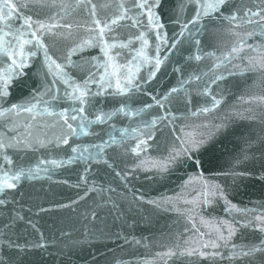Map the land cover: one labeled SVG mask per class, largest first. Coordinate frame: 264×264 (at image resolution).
<instances>
[{"label": "water", "instance_id": "95a60500", "mask_svg": "<svg viewBox=\"0 0 264 264\" xmlns=\"http://www.w3.org/2000/svg\"><path fill=\"white\" fill-rule=\"evenodd\" d=\"M147 2L152 4L154 0ZM181 2L160 0V6L154 9L165 26L159 31L169 41L180 31V25L173 23L177 15L183 20L195 13V4L190 0H183V8L179 7ZM204 2L211 4L214 0H201ZM39 3L40 0H0V13L6 17L5 21H0L3 30L0 35L5 44L18 52L14 36L6 33L21 29L23 17L31 16L33 21L39 19L57 25L71 24V38L46 34L42 39L48 45L49 55L58 63H64L65 71L77 82L82 81L90 69L81 62V55L89 60L96 57V61L90 60L93 64L104 61L97 45L72 57L80 62L79 68L66 63L67 49L73 40L79 43L80 39L87 38L90 28L98 31L92 23L90 5L84 7L88 0H79V4L78 0H47L50 7H40ZM91 3L97 4V18L104 22L112 18L121 3L131 7L132 0H91ZM64 4L72 7L62 10ZM230 5L231 11L239 9L238 14L243 17L247 9L264 8V0H230ZM140 12L143 14L136 10L129 13L136 14L139 25L132 27V21L125 20L112 31L106 29L104 39L118 44L130 41L128 47L112 49L111 55L114 64L119 66L115 71L120 74L121 83L125 82L123 77L131 68L141 90L133 89L131 95H114L113 87L109 90L113 95L98 98V101L104 100L102 107L106 113L122 104L132 109H141L144 104L152 107L146 110L147 115L142 113L141 116L117 112L105 124H93L88 129L89 133L98 135L70 139V144L91 145L108 140L109 132L119 138L120 130L127 129L129 136L123 144H109L105 148L106 159L112 167L93 163L90 172L85 174L84 165L77 162L55 169L50 179L46 175L36 180L24 179L15 189L0 193V199L7 201L0 205V221L6 224L7 218L16 213L23 216L24 220L17 221L14 231L20 244L28 242L29 245L7 249L0 244V260L6 264L9 261L11 264H229V246L219 249L221 256L211 257L199 255L201 251H213L203 248V244L215 240L221 226L226 234L228 223L247 218L237 209L252 210L253 215L264 210V99H261L264 97V34L257 26L259 17H253L252 24L233 21L229 25L227 21L221 23L216 19L218 13L209 9L211 16L201 21L207 26L195 36L201 41L200 45L193 43L189 49L180 44L168 51L171 44H161V67L155 78L145 84L141 77H148L158 55V30L149 26L146 10ZM228 14L231 12L225 10V15ZM5 24H10L11 28ZM56 31L67 33L69 29L57 27ZM141 31L149 40L146 54L150 62L143 63L136 71L133 57L141 43L135 37ZM192 31L195 33L196 29ZM233 46L239 51L232 53ZM29 51H37L35 42L24 46L23 65L20 63L23 58L17 54L15 66L7 54L0 52V76H10L6 89L8 103L3 107H10L12 103L27 106L25 102L36 96L45 83H52L53 77L44 66L43 52L29 56ZM197 54L201 56L199 61L194 58ZM99 71L103 72V67ZM190 75L198 79L189 80ZM217 76L220 79H216ZM115 79L112 78L113 85ZM185 80L189 82L178 93H173L163 108L156 104L153 97L159 99L172 88L180 89ZM3 87L0 80V88ZM90 87L93 92L97 91L95 85ZM65 88L57 80L53 92L59 89L58 94L62 95ZM213 99L220 101L216 108H212ZM66 106L60 103L56 110ZM204 107H208L209 112L199 111ZM153 116L163 119L152 129L143 128L140 121L150 122ZM27 119L29 114L20 113L21 121ZM43 119L37 117L34 131H47L50 135V130L43 129ZM133 128L140 131L132 135ZM0 132L15 134L6 127L4 118H0ZM147 132L151 133V139L144 134ZM190 137L204 138L201 150L193 154L192 160L181 157L170 162L171 149L179 148ZM137 140L145 141L143 150L133 152ZM64 148L66 155L72 154L70 146ZM8 154L18 158L12 150H8ZM3 170L7 171L8 165L5 164ZM81 175L86 176V182L80 180ZM214 186L224 190V198L211 194ZM89 187L94 190L89 191ZM93 211L95 217L91 214ZM29 220L35 227L27 223ZM236 228L229 245L259 242L258 229H244L239 225ZM3 231L0 224V233ZM37 243H42L43 247L30 246ZM188 248L194 249L196 254L189 256L185 251ZM261 259L257 256L253 264H261Z\"/></svg>", "mask_w": 264, "mask_h": 264}, {"label": "snow or ice", "instance_id": "6c2138e0", "mask_svg": "<svg viewBox=\"0 0 264 264\" xmlns=\"http://www.w3.org/2000/svg\"><path fill=\"white\" fill-rule=\"evenodd\" d=\"M191 3L195 4V13L189 19L184 17L183 20L177 18L173 20V23H178L180 25V31L177 34H174L171 41L167 39V36L161 35L159 30L163 29L165 26L160 22L161 18L154 11L155 8L160 6V0H154L152 4H149L147 0H132L131 7H127L125 4L121 3L117 6L116 13L112 16L111 19H107L102 22L97 18V4L91 3V0H88V3L84 4L85 8H88L90 5V15L93 18L92 23L95 25V31L93 29H88L89 35L87 38L80 39L79 43H76L74 40L71 47L67 49L66 63L72 68H79L81 66L80 62H76L72 59L74 55L82 54L85 48L94 47L99 45L100 51L104 56V61L101 64L100 62L90 63L91 61H96V57L85 58L81 55V62L89 65V71L87 76L80 82H77L67 71H65L66 65L64 63H58L51 55H49L48 45L44 42L42 37L46 34H50L53 37H60L63 39H69L72 37L71 33V24L57 25L51 22H45L43 20L33 21L31 16L23 17V24L21 29H16L15 32L6 33L12 34L15 38L16 44L18 47V52L10 48L9 45L5 44L3 35H0V52L7 54L9 59L12 61V65L17 64L16 56L20 55V63L23 65L26 57L24 56V46L32 44L35 42V47L37 51H29V56H36L37 52L42 51L44 56V66L47 67L48 73L52 75L53 80L51 84L45 83L42 90L37 91V95L30 97L24 104L12 103L10 107H3L4 104L8 103L7 97L9 92L6 90L9 84L10 76L5 74L0 76V80L3 81L4 87L0 88V118H4L6 121V127L9 131L14 132V135H7L6 133L0 132V193H4L6 189H15L17 184L21 180H36L41 178L42 175L48 176L51 178L55 169L63 168L66 165L74 164L80 162L84 165V173L87 174L90 172L93 163H103L112 167L106 159L105 148L109 144H123L125 140L128 139L129 133L127 129H121V135L119 138L112 135L111 132L107 133L108 140H102L99 143L91 145H80L72 143L70 144V139L75 137L79 138L82 135H98L97 133H89L88 129L93 124H105L117 112L123 113L128 116L136 115L141 116L143 113L147 115V109L152 107L151 104H144L141 109H132L127 104H122L121 107L111 111L104 112L102 105L104 104L102 98L107 95H113L109 90L113 87L116 92L114 95L129 94L133 89L136 91L141 90V86L138 83H135V74L132 69H129V74L124 76V83H121V76L118 74L115 69L118 68V65L114 64V58L111 55V50L119 47H128L130 46V41L120 42L113 41L112 43L107 42L104 37L106 35V29L112 31L114 28L120 26L121 22L125 20L132 21V27H136L140 24V21L136 18V14L129 15L130 12L136 10V13L142 15L143 13L140 10H146L149 26L157 29L156 40H157V57L155 60L154 69L150 71L147 78L141 77L145 84L148 81L155 78L157 71L161 67V60L159 58L160 46L161 44H171V48L168 51L176 49L180 44H185L190 49L193 45H200L201 41L196 40L195 36L207 25L202 24L201 21L204 18L210 17L211 14L209 9L213 12L218 13L216 19L221 23L227 21L229 25L233 21H238L241 24H252L253 17H259L260 23L257 25L262 34H264V8L260 6H255L256 11L247 9L241 17L239 9L231 11L230 0H214L213 3H201V0H190ZM79 4V0H78ZM40 7H50L47 3V0H40ZM62 10H68L72 5L64 4L61 6ZM104 7V5H101ZM180 8L185 7L183 0L179 5ZM225 10H229L231 14L225 15ZM11 13H9L10 15ZM52 20V17L48 18ZM6 17L0 13V21H5ZM199 25V27H198ZM5 27L11 28L10 24H5ZM26 26V27H25ZM191 26V27H190ZM35 27V30H33ZM57 27H64L69 29V32L63 33L56 31ZM195 28L196 32L194 33L192 29ZM3 30L0 29V32ZM187 32V36L185 33ZM30 34V39L28 38ZM135 39L140 41V48L136 49V56L133 57V62L137 63L136 71L139 70V66L145 62H150V58L146 54L147 46L149 45V40L145 38V33L141 31L139 36H136ZM243 42L241 41V44ZM200 49L197 47V52ZM239 49L235 46L232 47L231 52L236 53ZM119 55V53H116ZM195 60H201L200 55H195ZM189 60L192 59L191 56L188 57ZM103 67L104 71L100 72L99 69ZM215 67V65L213 66ZM113 69L109 71V69ZM179 70V69H177ZM115 77V84H112V78ZM198 79V77L189 76V80ZM220 79V77H216ZM62 82L66 88L63 91L62 95H59V89L57 92H53V88L56 87V82ZM189 81L185 80L181 84L180 89L172 88L166 92L162 97L156 99L153 97L156 104L163 108L164 102L169 101V97L173 93H178L183 89L184 84H187ZM91 85L97 87V91L93 92L91 90ZM150 95V93H149ZM264 99V97H261ZM35 101V102H33ZM60 103H64L68 106L56 110ZM220 104V101L213 99L212 108H216ZM41 106H43L41 108ZM199 111L209 112L208 107L199 109ZM20 113L29 114V119L25 121L20 120ZM93 118L90 119L89 116ZM37 117L44 118L42 120L43 129L50 130V135L47 131H34L36 129ZM162 117L153 116L151 121L142 119L140 124L145 129H152L158 121L162 120ZM23 128V131H20V128ZM114 128V126H113ZM140 131L139 128H133L131 134L135 135ZM148 136V139H151V133H144ZM145 141L137 140L136 147L132 149L133 152L138 150H143V145ZM204 138H188L182 142V145L179 148L173 147L171 149V154L168 157L170 162H175L181 157H186L188 160H192L193 154L201 150L204 145ZM64 146H70L71 155H66V150ZM43 149V151H41ZM8 150H12L13 154L18 157L14 159L13 156L8 154ZM39 153V155H37ZM66 156V158H65ZM197 164L200 163L199 160L196 161ZM8 165V170L4 171V165ZM116 175H120L119 172ZM80 180L86 182V176L81 175ZM67 183V181H65ZM89 191L94 189L89 187ZM103 189H101L102 191ZM213 196L219 195L221 198L225 197L224 190L219 188V186H214L213 191L211 192ZM7 201L5 199H0V205H5ZM225 203L228 204L229 201L225 199ZM63 207V205H60ZM264 207V206H262ZM231 208L235 209V205H231ZM237 211L245 214L247 218L243 220H233L231 223H228L226 234L223 226L218 232L215 240L207 241L203 244V248H211L212 252L201 251L199 255L201 256H221L219 249L224 246H229L230 250L228 252L229 264H241L242 261H246L247 264H253L257 256L261 257V264H264V210L253 215L252 210L249 209H237ZM92 216L95 217L96 213L93 211ZM8 223L4 224L0 221V224H3V233H0V244H2L7 249H18L25 246H29L28 242L25 244L19 243V236L15 233L14 229L17 226V221H23L24 217L20 216L19 213L8 218ZM29 225H32V221L27 222ZM239 225L241 228L248 229H258L261 238L258 243H231L229 241L232 237L235 236L237 228ZM35 227L34 225H32ZM26 231V229H25ZM15 237V238H14ZM223 242V243H221ZM35 247H43L42 243H37L35 245H30ZM189 256L195 255L196 252L192 248L185 250ZM169 255L173 253L169 252ZM183 254V253H182ZM0 264H6L4 260H0ZM8 264H11L9 261Z\"/></svg>", "mask_w": 264, "mask_h": 264}]
</instances>
